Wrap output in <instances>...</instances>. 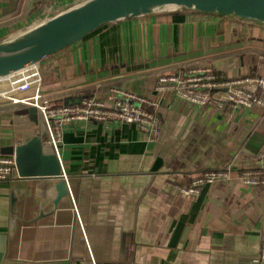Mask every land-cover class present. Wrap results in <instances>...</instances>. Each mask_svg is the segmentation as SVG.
<instances>
[{
    "label": "crops",
    "instance_id": "0c3cea01",
    "mask_svg": "<svg viewBox=\"0 0 264 264\" xmlns=\"http://www.w3.org/2000/svg\"><path fill=\"white\" fill-rule=\"evenodd\" d=\"M77 1L0 0V42ZM43 62L42 90L53 102L76 103L82 92L106 98L123 87L155 101L162 134L146 139L137 125L115 121L66 124L63 176L0 181L1 264H264V187L238 176L264 167V108L221 111L157 90L160 76L188 62L211 64L225 78L264 75V23L162 10L101 26ZM110 81L117 84L103 90ZM27 108L0 97V154L15 153V141L39 132ZM44 150L54 153L47 144ZM227 165L231 180L197 195L173 189Z\"/></svg>",
    "mask_w": 264,
    "mask_h": 264
},
{
    "label": "built area",
    "instance_id": "2783aa9c",
    "mask_svg": "<svg viewBox=\"0 0 264 264\" xmlns=\"http://www.w3.org/2000/svg\"><path fill=\"white\" fill-rule=\"evenodd\" d=\"M82 1L84 0H78L76 4ZM60 12L62 11L53 9L33 20L26 29L35 27ZM45 59L27 65L9 76L1 77L0 83L5 87L0 88V97L7 103H21L36 108L38 114L43 116L47 127L43 144L50 145L59 158L64 126L76 121H115L135 124L146 139H160L163 118L154 108L155 101L123 87H112L106 98L82 92L76 103L53 102L42 90ZM190 63L181 64L174 73L160 76L157 90L175 92L178 97L193 105L203 107L212 105L221 111L229 106L264 108V75L225 78L211 64ZM98 84L100 85V81ZM30 91L32 92L28 94ZM32 137L27 135L18 139L14 147L29 141ZM233 172L231 165L209 168L193 177L188 185L173 184V189L179 194L197 195L204 185L231 180ZM238 176L239 182L246 186L264 187V167L243 168ZM16 177L20 178L16 166V154H0V181H8ZM259 258L264 261V232L261 235Z\"/></svg>",
    "mask_w": 264,
    "mask_h": 264
},
{
    "label": "water",
    "instance_id": "95a60500",
    "mask_svg": "<svg viewBox=\"0 0 264 264\" xmlns=\"http://www.w3.org/2000/svg\"><path fill=\"white\" fill-rule=\"evenodd\" d=\"M183 7L219 15H236L264 23V0H84L53 18L12 34L0 42V78L64 50L113 21ZM23 112L37 114L40 129L29 141L15 148L19 176H63L58 155L44 150L43 140L47 127L43 116L34 107L24 109ZM62 196L63 192L59 191L56 205ZM15 201L13 199V211ZM17 226V217H13L9 235L14 236ZM6 239L5 235H0V264L6 250Z\"/></svg>",
    "mask_w": 264,
    "mask_h": 264
},
{
    "label": "trees",
    "instance_id": "16d2710c",
    "mask_svg": "<svg viewBox=\"0 0 264 264\" xmlns=\"http://www.w3.org/2000/svg\"><path fill=\"white\" fill-rule=\"evenodd\" d=\"M112 82H113V81H110V82L106 83V86L103 88V90H106V89H108V88H110V87H112V86H115L114 84H117V83L112 84ZM116 86H117V85H116ZM20 105H22V104L20 103Z\"/></svg>",
    "mask_w": 264,
    "mask_h": 264
},
{
    "label": "rangeland",
    "instance_id": "374dc122",
    "mask_svg": "<svg viewBox=\"0 0 264 264\" xmlns=\"http://www.w3.org/2000/svg\"><path fill=\"white\" fill-rule=\"evenodd\" d=\"M72 46V45H71ZM70 47V46H69ZM68 48V47H67ZM209 62V61H208Z\"/></svg>",
    "mask_w": 264,
    "mask_h": 264
}]
</instances>
